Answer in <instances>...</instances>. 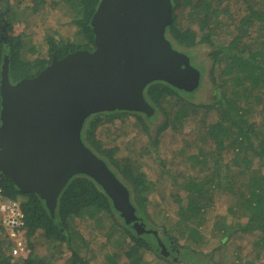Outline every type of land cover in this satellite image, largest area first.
<instances>
[{
    "label": "trees",
    "instance_id": "1",
    "mask_svg": "<svg viewBox=\"0 0 264 264\" xmlns=\"http://www.w3.org/2000/svg\"><path fill=\"white\" fill-rule=\"evenodd\" d=\"M171 1L173 22L167 28L166 37L175 49L186 53L200 65L194 64V67L200 70L201 75L203 73V81L206 80L205 73H208L209 83L214 89L212 100L207 104H196L192 101L195 92L190 94L157 81L147 86L144 92L149 104L165 118L155 139L150 136L149 122L152 117L136 112L115 111L90 116L84 124L82 140L97 155L101 152L113 159L112 171L128 187L130 201L137 216L141 217L142 214L150 215L148 195L156 186V180H151L142 171L140 161L153 155L152 149L158 145V136L162 132L169 129L177 134L184 133V138H189L190 142L183 143L181 148L178 145L177 150L183 153L187 163H192V169L200 167V172H194L198 174L196 176L189 174L184 185L178 186L180 190H186V200L181 198L178 208L183 222L191 220L198 225L200 221L197 220L206 222L204 214L215 204L214 200L217 203L220 202L218 196L225 197L226 212L217 214L213 219V234L217 237L213 252L230 244L237 250L231 264H264V0ZM65 2L77 11L73 19L77 31L66 40L48 38L49 57L36 61L33 70L30 64L17 59V46L20 43L9 37V26L3 13H0V20H4L0 21V114L1 71L5 56L10 60V80L16 83L23 78L37 76L53 61L54 56L61 59L78 50H95L91 19L100 0ZM32 3L38 8L44 0H32ZM0 4L6 11L9 0H0ZM203 42L212 46L208 64L197 62L191 52ZM201 85L203 87L204 83ZM118 112L123 114L115 115ZM130 116L137 118L142 131L148 133L150 143L142 146L138 154L130 156H113L102 150L95 136L97 124L107 117L126 122ZM204 165H211V168H205ZM0 189L4 197L22 200L26 217L22 233L29 249L26 256L12 257V244L0 226V264H56L47 254L36 251L43 240L53 243L50 249L53 248L57 253L62 252L65 246L71 252L67 264H91L90 261L95 259L91 250L92 242L101 235L102 224L107 222L105 218H110V226H116L115 215L120 217L103 188L85 175H77L70 180L58 199L55 216L38 195L21 192L1 173ZM121 220L126 233L120 245L124 250L128 248V254H131L128 264H148L144 258V252L147 251L158 254L165 261L173 258L169 264H198L204 260L201 257L191 262L182 258L176 260V253L181 255L182 249L189 248V245L179 246L176 240L169 244L168 238L167 242H162L161 238L157 241L159 236L155 243H151L145 240L146 233L138 235ZM87 228L93 230L91 239L86 236ZM196 235V241L191 246L199 247L202 238L198 233ZM244 239L249 240L247 249L241 247ZM109 243L115 244L109 238L101 246L107 248ZM161 243L173 246L177 251L168 258L165 253H161ZM119 250L115 247L113 252L117 260L122 254ZM199 252L197 255H202V251ZM109 254L112 253L107 249L104 252L106 263Z\"/></svg>",
    "mask_w": 264,
    "mask_h": 264
},
{
    "label": "water",
    "instance_id": "2",
    "mask_svg": "<svg viewBox=\"0 0 264 264\" xmlns=\"http://www.w3.org/2000/svg\"><path fill=\"white\" fill-rule=\"evenodd\" d=\"M172 22L171 0H100L91 19L94 51L54 57L37 76L16 83L10 80L5 56L0 173L21 192L38 195L53 216L70 180L88 176L103 188L127 226L138 235L158 236L137 216L127 187L83 142L82 131L98 113L154 116L144 94L154 82L188 93L200 88V70L166 37ZM160 245L164 253L166 247Z\"/></svg>",
    "mask_w": 264,
    "mask_h": 264
},
{
    "label": "rangeland",
    "instance_id": "3",
    "mask_svg": "<svg viewBox=\"0 0 264 264\" xmlns=\"http://www.w3.org/2000/svg\"><path fill=\"white\" fill-rule=\"evenodd\" d=\"M37 7L38 8L32 3V0H9L7 10L4 11L0 4V13H3L4 20L9 26V37L20 43L17 46V59L20 62L30 64L31 70L34 69L33 67L36 61L49 57L50 45L48 38L66 40V38L74 36L77 31V26L73 23L77 11L68 7L65 0H44V3ZM2 20L3 19L0 21ZM194 28L197 29V26H194ZM211 50L212 46L203 42L191 52L195 55L197 62L200 64H205L206 62V64H208V57ZM191 63L193 66H200L195 63L193 58H191ZM206 66L210 67L209 65ZM205 76L206 80L203 81L202 79L204 83L203 87L200 85V88L192 97V101L196 104H207L213 97L214 89L209 83L208 73H205ZM178 95L183 96L182 93ZM153 108L156 110L155 107ZM122 114V112H118L115 115L120 116ZM155 114L156 115L152 116V120L149 122L150 136L154 139L158 134L159 128L165 121L160 111L156 110ZM97 125L98 128L95 132V136L98 144L101 146L102 150H105L109 154H113V156H130L138 154L142 146L150 143L148 133L142 131L141 127L137 124V118L135 116H130L126 119V122L120 119L107 117L102 119ZM190 128L188 129L190 130ZM184 135V133L177 134L169 129L162 132L158 136V145L152 149L153 155L146 160L140 161L142 171L145 172L151 180H156V186L148 195V211L150 215L145 216L142 214L141 218H144L147 229L158 232L159 239L161 238L162 242H167L169 239V244L174 243L176 240L179 242V246L189 245V248L184 247L182 249L181 255L176 253L177 260H179L178 258H182L184 261L191 262L197 257H201L207 263L216 262V264H231V260H233L234 254L237 252L235 246L230 244L225 245L215 253L213 252L217 240V237L213 234V230L215 229L213 228V219L217 214H224L226 212L227 201L225 197L218 196L217 198H220V200H218L220 202L217 203L216 199L214 200L215 204L204 214L206 222L203 223V221L197 220L200 221V225L191 220L183 222V218L180 217L178 213L181 200H186V190H180L178 186L184 185L186 176L189 174L196 176L200 172V167L198 169H192L190 167L192 163H187L185 161V156L183 157V153L179 149L177 150L178 145H180L179 148H181L183 143L190 142V139L184 138ZM85 144L88 146L86 141ZM98 156L107 163L112 171L111 166L113 159L110 156L105 157L101 152H98ZM210 166L211 165H204V167L208 169L211 168ZM164 171L167 173L165 174ZM194 172L198 174H194ZM176 183L177 185H175ZM123 185L126 186L125 184ZM184 200L183 202L185 203ZM19 201L22 202L20 199ZM115 216L118 224H115L116 226H110L112 225L110 218L106 217L105 221L107 222H103L102 224V236L99 234L97 239L92 242L91 250L95 259L90 261L91 264H117L119 261V264H128L131 254H128V248L124 250L120 245L123 241L126 229L124 228L121 218L117 216V214ZM180 220H182L181 223L178 222ZM84 227L86 228L87 225H84ZM85 232L87 238H93V230L88 229L85 230ZM196 233L202 238L201 242L198 244L199 247L195 245L197 248L191 246L192 243L196 241ZM158 236L150 233L145 235L144 238L146 241L155 243ZM109 238L113 239V243L115 244L109 243L107 248H103L101 245H104ZM43 241L44 242L39 243L36 247L38 253L47 254L52 262L56 264L68 263L71 252L67 251L65 246L61 249L62 252L60 251L57 253L53 248L50 249L53 243L46 242L45 240ZM242 242L243 244L241 247L245 246L246 249L249 248L248 239H244ZM56 245H58V243ZM115 247L119 248V252L121 251L122 253L118 260L117 256L113 254ZM107 249L112 253L106 256L108 263L104 260V252L107 251ZM199 251H202V255L200 256L197 255L200 254ZM144 258L145 262L148 264H169L172 263L173 260V258L168 261L162 260L159 258L158 254L151 251L144 252ZM204 260H200L199 262L201 264H206Z\"/></svg>",
    "mask_w": 264,
    "mask_h": 264
},
{
    "label": "built area",
    "instance_id": "4",
    "mask_svg": "<svg viewBox=\"0 0 264 264\" xmlns=\"http://www.w3.org/2000/svg\"><path fill=\"white\" fill-rule=\"evenodd\" d=\"M0 189V226L11 242L10 255L14 258L26 256L29 249L22 230L25 226V213L19 200L4 197Z\"/></svg>",
    "mask_w": 264,
    "mask_h": 264
},
{
    "label": "flooded vegetation",
    "instance_id": "5",
    "mask_svg": "<svg viewBox=\"0 0 264 264\" xmlns=\"http://www.w3.org/2000/svg\"><path fill=\"white\" fill-rule=\"evenodd\" d=\"M83 50H88V51H94V50H92V49H83ZM55 57V56H54ZM54 57H53V59H54ZM130 198H131V195H130ZM132 228V227H131ZM133 229V228H132ZM161 244H163V243H161ZM166 248H165V251H164V253H165V255L169 258V257H172L173 256V252L174 251H177V249H175V248H173V246H171V247H169V246H165ZM176 259V258H175ZM177 260V259H176Z\"/></svg>",
    "mask_w": 264,
    "mask_h": 264
}]
</instances>
